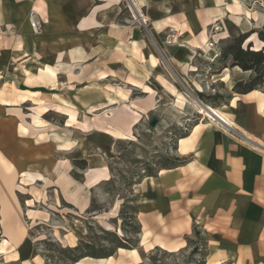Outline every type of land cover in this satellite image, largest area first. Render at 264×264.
I'll list each match as a JSON object with an SVG mask.
<instances>
[{
  "label": "crops",
  "instance_id": "0c3cea01",
  "mask_svg": "<svg viewBox=\"0 0 264 264\" xmlns=\"http://www.w3.org/2000/svg\"><path fill=\"white\" fill-rule=\"evenodd\" d=\"M127 9L132 21L126 27L121 17ZM30 12L35 13L38 32L30 27ZM140 16L159 54L141 38L135 24ZM216 27L218 31L213 30ZM262 28L264 0H0V264H41L26 241L22 204L12 187L13 175L25 176L29 159L39 157L38 152L30 155L20 147L27 143L17 136L18 130L26 132L21 130L25 127L19 107L28 99H14L5 88L15 86L17 79L27 86H54L61 74L80 78L100 64L102 85L107 86L92 83L86 89L93 97L81 102L85 112L87 107L104 114L120 110L121 94H130L123 87L138 88L132 82L147 86L153 79L159 89L148 86L150 93L140 89L145 98L127 97L141 120L153 113L159 126H169L173 121L162 113L177 110L183 115L175 114V119L186 122L196 110L184 98L183 91L190 90L230 122L213 115L197 118L187 136L176 139L180 163L160 168L132 186L138 198V245L143 252L156 247L168 252L184 249L183 237L196 223L205 236L208 264H264V91L232 92L250 73L223 66L217 51L229 34L251 33L260 41ZM211 41L210 50L206 43ZM32 75L41 81L39 86L30 84ZM120 80H124L121 87ZM114 81L116 86H111ZM51 98L35 104L33 123L54 112L65 115V127L71 128L77 122L75 104L57 93ZM109 98L116 101L110 103ZM179 98L185 105L178 104ZM115 125L122 126H111ZM13 251L18 253L16 261L7 259ZM132 251L116 253L140 263L139 253L135 249L139 261H134ZM80 261L113 264V257Z\"/></svg>",
  "mask_w": 264,
  "mask_h": 264
},
{
  "label": "rangeland",
  "instance_id": "374dc122",
  "mask_svg": "<svg viewBox=\"0 0 264 264\" xmlns=\"http://www.w3.org/2000/svg\"><path fill=\"white\" fill-rule=\"evenodd\" d=\"M130 13V9H127L121 17L122 24L126 27L132 21ZM258 17L256 16V19ZM139 20H135V24L141 31V38L159 54L158 48L151 41L153 38L147 24H141ZM215 30L218 31V27ZM261 33L264 36V28ZM243 35L249 33L242 32L231 36L229 34L228 38L219 42V56L227 45ZM125 38H130L127 30ZM249 42L252 46L250 49L264 50L262 41L252 39L250 35L241 46L246 48ZM230 63L231 58H228L225 64L229 66ZM161 65L164 67L163 61ZM101 68V64L92 67L80 78H66L65 74H61L54 86H27L25 81L17 79L15 86L5 88L14 99L18 96H26L28 99V102L19 107V115L25 127L21 130L26 132L21 134L18 130L17 134L27 144L19 146L30 155L39 153V157L33 156L34 159H29L25 166V170L34 175L27 172L19 179L16 175L12 178V187L24 212L22 228L27 231L26 241L33 246L34 254L41 258L39 262L38 257H34L36 263L70 264L67 255L61 251L77 247L76 255L82 257H102L112 252L113 264H135L130 258L115 251L117 241L127 240L128 245H131L139 238L135 233L138 223V198L132 186L142 177L156 174L160 168L179 164L181 159L176 156V139L187 134L191 124L201 117L195 110L188 120H185V124H181L175 119V114L183 115V112L173 110V113H162L163 117L173 121L169 126L156 124L151 127V119L156 118L153 113L141 120L138 111L129 106L127 97L145 98L146 95L141 90L150 93L148 86L159 89L153 79L146 82L147 86L132 82L138 88L123 87L128 89L130 94L127 96L128 91L125 95L121 94L124 103L118 104L120 110L105 114L98 111L85 112L81 102L93 97L87 95L91 94V91L86 89L92 83L107 86L102 85L104 81L101 80ZM165 72L172 76L169 70ZM247 72L250 76L244 82L264 73V66H259L257 74L254 71ZM123 81L120 80L117 84L121 87ZM115 84L114 81L110 85L116 86ZM257 87L264 91V83H259ZM183 92L184 98L192 105V100L200 102L190 90ZM54 93L75 104L73 108L68 106L75 111L77 118L71 128L65 127V115L54 112L45 113L41 116V121L37 119V125L33 123L37 111L35 104L44 100L50 102ZM114 123L122 126L112 127ZM112 132L126 135L128 138H115ZM67 137L73 145H67L64 140ZM38 180L40 181L36 182ZM26 199L32 202L31 207L26 205L28 201L24 202ZM28 212L34 215L33 219L28 216ZM193 229L200 233L195 235ZM183 239L187 240L186 247L176 252H168L158 247L157 250L153 248L143 252L137 245L140 263L150 264V256H153L155 264H197V261L206 258L205 236L196 223L192 225L191 234ZM74 241L75 246L69 247ZM195 247L198 249L197 253L190 255ZM164 252L173 254L165 255ZM80 260L76 264H98ZM205 264L208 263L205 261Z\"/></svg>",
  "mask_w": 264,
  "mask_h": 264
},
{
  "label": "trees",
  "instance_id": "16d2710c",
  "mask_svg": "<svg viewBox=\"0 0 264 264\" xmlns=\"http://www.w3.org/2000/svg\"><path fill=\"white\" fill-rule=\"evenodd\" d=\"M249 35H243L239 38L234 39L232 43L227 45L222 50L218 60L223 66L226 65L225 61H227L228 58H231L230 67H238L242 71H254L257 74L259 66H264V50L263 49H260V50L250 49L252 47L250 42L248 43L246 48L241 46L244 43V41L249 37ZM258 38L260 41L264 43V36L262 35L261 32L258 33ZM263 78H264V73H261L259 75H256L252 79H250L248 82H244V81L237 82L233 86L232 92L237 93V94H245L253 90H258L259 88L257 87V85L259 83H264ZM187 134H184L182 137L187 136ZM147 176H150V175H147ZM135 233L139 237V234H140V224L139 223H137V226L135 228ZM193 233L197 235L200 232L193 229ZM138 243H139V238L136 239L135 242L131 245H128L127 240L121 239L120 241L116 242L115 251L117 249H124V250L136 249ZM155 250H157V247L155 248ZM197 250H198L197 247L193 248L190 255H195L197 253ZM77 251H78V248L74 247V248L62 250L61 253L67 255L66 258H68V261L70 264H76L80 259L87 257V256L82 257L79 255H76ZM111 253L104 255L102 257L92 256L89 258H93V259L107 258L112 255ZM164 254L172 255L173 253L164 252ZM149 261H150V264H155L153 256L149 257ZM139 264H143V263H139ZM197 264H205V259H203L202 261H197Z\"/></svg>",
  "mask_w": 264,
  "mask_h": 264
},
{
  "label": "bare ground",
  "instance_id": "6f19581e",
  "mask_svg": "<svg viewBox=\"0 0 264 264\" xmlns=\"http://www.w3.org/2000/svg\"><path fill=\"white\" fill-rule=\"evenodd\" d=\"M241 10V9H240ZM248 15V14H247ZM143 18H142V16H141V23L142 22H145V21H143L142 20ZM146 23V22H145ZM214 30H215V28H214ZM175 42V41H174ZM206 46H207V49H210L211 50V48H212V46L209 44V42L208 43H206ZM151 63H152V66L153 65H155L156 64V59H154V58H152L151 59ZM156 66V65H155ZM35 76V75H34ZM33 75H32V77H30L29 78V82H30V84L31 83H33L34 85H36V86H39L40 84H41V81L38 79V78H36V77H34ZM225 76L227 77V72H226V74H225ZM229 76V75H228ZM41 78V77H40ZM230 78V77H229ZM223 80V79H222ZM227 83L229 84L230 83V81H227ZM148 88V87H147ZM148 91V90H147ZM151 91V90H150ZM104 95V94H103ZM110 96V95H109ZM180 97H182V96H180ZM108 98V97H107ZM180 100V102L178 103L179 105H185V104H182V103H185V100L184 99H182V98H179ZM20 102L21 101H23V99L22 98H20V100H19ZM113 101H116V99H111V98H109V102L110 103H113ZM193 101V104H194V107H195V109H196V112L198 113V114H200L201 116H203V117H207V118H209V119H211L212 117V115L214 116V117H216L218 120H220L221 122H223V120H225V122L227 121L228 122V119L221 113V112H218V111H216V110H214V109H211V108H209V107H207L206 105H204L203 103H200V102H197L196 100H192ZM177 104V105H178ZM106 106V105H105ZM101 107V106H100ZM87 111H89V112H94L95 110H94V108L93 107H87ZM223 119V120H222ZM228 123H230V122H228ZM228 123H227V125H228ZM206 126V125H205ZM197 128H199V127H197ZM112 135L115 137V138H118V139H125V138H128V137H126V135H123V134H120V133H116V132H112ZM194 135V134H193ZM189 139V138H188ZM66 140V142L68 143L67 145L68 146H71V145H73V142L69 139V138H67V139H65ZM183 140V139H182ZM189 143H190V141H189ZM188 145V144H187ZM187 145H185V146H187ZM181 148V147H180ZM180 151V150H179ZM183 152V151H182ZM26 205H28L29 207H31L32 206V202H30V201H28L27 202V204ZM29 214H28V216L31 218V219H33V217H34V215L33 214H31L30 212H28ZM73 233V232H72ZM4 244L5 245H7L8 244V242H7V240L4 242ZM148 247H149V245H147L146 247H145V249H148ZM3 250V248H2V246H1V248H0V251H2ZM131 250V249H130ZM133 251L130 253V255H131V257H132V259L134 260V261H139V257H138V255H137V252L135 251V249H132ZM7 259L8 260H17L18 259V253L16 252V251H13L11 254H9L8 256H7Z\"/></svg>",
  "mask_w": 264,
  "mask_h": 264
},
{
  "label": "built area",
  "instance_id": "2783aa9c",
  "mask_svg": "<svg viewBox=\"0 0 264 264\" xmlns=\"http://www.w3.org/2000/svg\"><path fill=\"white\" fill-rule=\"evenodd\" d=\"M29 21H30V27H31V29L34 32H38V30H39V23L35 19V13L34 12H30L29 13ZM209 44L212 46L213 45V41H211ZM147 132L149 133L150 131L147 130Z\"/></svg>",
  "mask_w": 264,
  "mask_h": 264
},
{
  "label": "water",
  "instance_id": "95a60500",
  "mask_svg": "<svg viewBox=\"0 0 264 264\" xmlns=\"http://www.w3.org/2000/svg\"><path fill=\"white\" fill-rule=\"evenodd\" d=\"M156 124H157V120H156L155 118L151 119L149 125H150L151 127H154Z\"/></svg>",
  "mask_w": 264,
  "mask_h": 264
}]
</instances>
